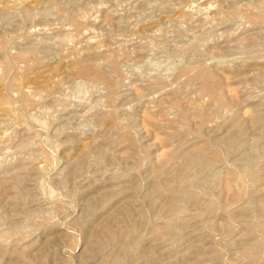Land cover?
Here are the masks:
<instances>
[{
  "label": "rangeland",
  "instance_id": "obj_1",
  "mask_svg": "<svg viewBox=\"0 0 264 264\" xmlns=\"http://www.w3.org/2000/svg\"><path fill=\"white\" fill-rule=\"evenodd\" d=\"M0 264H264V0H0Z\"/></svg>",
  "mask_w": 264,
  "mask_h": 264
}]
</instances>
